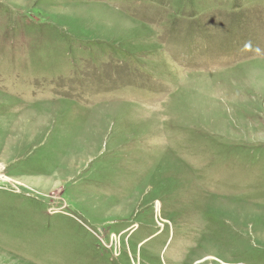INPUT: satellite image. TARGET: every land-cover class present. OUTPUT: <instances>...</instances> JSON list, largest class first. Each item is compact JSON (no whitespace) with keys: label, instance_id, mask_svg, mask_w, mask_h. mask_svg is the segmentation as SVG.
I'll use <instances>...</instances> for the list:
<instances>
[{"label":"rangeland","instance_id":"obj_1","mask_svg":"<svg viewBox=\"0 0 264 264\" xmlns=\"http://www.w3.org/2000/svg\"><path fill=\"white\" fill-rule=\"evenodd\" d=\"M0 264H264V0H0Z\"/></svg>","mask_w":264,"mask_h":264},{"label":"bare ground","instance_id":"obj_2","mask_svg":"<svg viewBox=\"0 0 264 264\" xmlns=\"http://www.w3.org/2000/svg\"><path fill=\"white\" fill-rule=\"evenodd\" d=\"M158 208H159V205H158Z\"/></svg>","mask_w":264,"mask_h":264}]
</instances>
